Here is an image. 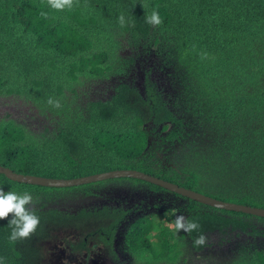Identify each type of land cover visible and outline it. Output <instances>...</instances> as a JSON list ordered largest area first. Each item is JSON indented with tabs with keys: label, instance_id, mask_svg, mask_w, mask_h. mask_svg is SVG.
Wrapping results in <instances>:
<instances>
[{
	"label": "trees",
	"instance_id": "trees-1",
	"mask_svg": "<svg viewBox=\"0 0 264 264\" xmlns=\"http://www.w3.org/2000/svg\"><path fill=\"white\" fill-rule=\"evenodd\" d=\"M153 11L159 13L160 25L147 22ZM114 29L144 38L155 31L162 39L182 41L181 50L208 92L203 98L219 127L214 139L222 155L216 151L215 160L197 168L174 166L162 158L163 147L184 139L185 124L147 76L144 92L120 83L110 100L91 102L89 119L64 125L40 144L29 142L25 130L12 121L1 123L0 165L64 179L138 169L222 200L264 207V0H73L72 8L64 10L51 9L48 0H0V94L61 96L82 74L109 73ZM0 188L38 196L70 187L31 184L0 173ZM172 194L188 200L187 218L200 225L190 233L192 241L229 228L248 232L255 230L253 218L264 221ZM35 210L40 225L25 239H9L12 214L0 220V257L6 264H41L43 247L50 241H58L74 259H86L97 246L114 255L116 230L128 212L108 206ZM165 215L158 230L151 214L137 218L126 232L129 247L149 264L177 255ZM71 229L78 233L67 231ZM248 264H264V251L253 253Z\"/></svg>",
	"mask_w": 264,
	"mask_h": 264
},
{
	"label": "rangeland",
	"instance_id": "rangeland-1",
	"mask_svg": "<svg viewBox=\"0 0 264 264\" xmlns=\"http://www.w3.org/2000/svg\"><path fill=\"white\" fill-rule=\"evenodd\" d=\"M112 41V70L103 76L80 75L66 86L61 96L35 94L31 97L24 92L0 94V124L12 121L25 130L29 142L40 144L64 125L89 119L91 102L110 100L120 83L144 92L148 76L156 83L168 107L185 124L184 139L169 148L163 147L162 158L174 166L197 168L207 159L215 160L216 151L221 156L222 151L220 153L214 139L219 127L214 124V117L203 98L208 92L202 88L198 69L191 64V58L181 50L182 41L162 39L155 31L144 38L118 29H114ZM121 68L122 72H118ZM202 98L204 104H200ZM35 198L39 203H34V207L58 208L64 212L104 206L128 211L116 230L114 255L106 252L104 246H97L86 259H74L58 241H50L43 247L41 264H149L126 241L131 223L152 214L150 218L156 228L161 226L160 217L166 213V223L170 227L175 221L174 210L175 214L185 217L188 213L185 209L188 200L170 191L154 190L147 182L125 178L95 181L78 185L77 189H53ZM166 209L168 211L164 212ZM253 219L255 230L246 232L229 228L208 233L206 243L200 249L193 246L190 234L183 231L176 234L173 229L178 244L176 258L161 259L155 264H248L253 253L264 251V221ZM151 220L147 219V222ZM67 231L78 233L77 229ZM58 250L61 251L57 253Z\"/></svg>",
	"mask_w": 264,
	"mask_h": 264
},
{
	"label": "clouds",
	"instance_id": "clouds-1",
	"mask_svg": "<svg viewBox=\"0 0 264 264\" xmlns=\"http://www.w3.org/2000/svg\"><path fill=\"white\" fill-rule=\"evenodd\" d=\"M48 6L55 10L71 9L73 0H48ZM47 15V13H44ZM147 22L153 25H160L162 23L161 17L157 11H153L147 18ZM121 25L126 23L125 17H119ZM34 203H39L38 198L34 199L31 191H24L22 194L16 191H5L0 188V220L9 217L12 214L8 224L11 228L9 239L17 241L30 237L40 225V216L37 215ZM174 225H170L176 234L192 233L200 228L198 222L190 220L182 214H175ZM206 236L200 234L193 241V246H203L206 243ZM0 264H6L3 257H0Z\"/></svg>",
	"mask_w": 264,
	"mask_h": 264
},
{
	"label": "water",
	"instance_id": "water-1",
	"mask_svg": "<svg viewBox=\"0 0 264 264\" xmlns=\"http://www.w3.org/2000/svg\"><path fill=\"white\" fill-rule=\"evenodd\" d=\"M0 173H4L7 177L18 180L21 182L37 184L42 186H49V187H73L88 183H93L95 181H101L106 179H114V178H135L142 181H146L149 183L156 184L164 189L176 192L181 196L188 197L194 199L200 203L205 205H210L212 207H217L221 209H226L230 211H239L244 212L247 214H252L260 217H264V207H258L253 205H248L244 203H237L219 199L217 197H213L207 195L202 192H198L196 190L186 188L183 186L178 185L177 183L165 180L161 177L146 173L144 171L138 169H115L111 171L86 175L77 178H51V177H44L38 176L33 174H23L14 172L9 167H5L0 165Z\"/></svg>",
	"mask_w": 264,
	"mask_h": 264
}]
</instances>
